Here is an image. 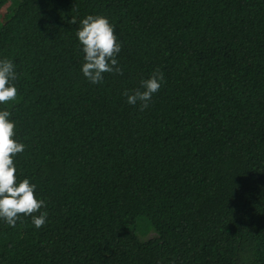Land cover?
<instances>
[{"label":"trees","instance_id":"16d2710c","mask_svg":"<svg viewBox=\"0 0 264 264\" xmlns=\"http://www.w3.org/2000/svg\"><path fill=\"white\" fill-rule=\"evenodd\" d=\"M18 179L46 223L0 222V264H264V0H0ZM109 19L121 74L75 35ZM74 17L76 24L68 21ZM159 69L143 111L121 95ZM33 215H38L34 213ZM150 233V236H147Z\"/></svg>","mask_w":264,"mask_h":264},{"label":"clouds","instance_id":"9594fccd","mask_svg":"<svg viewBox=\"0 0 264 264\" xmlns=\"http://www.w3.org/2000/svg\"><path fill=\"white\" fill-rule=\"evenodd\" d=\"M76 24L74 17L68 21ZM82 53L80 71L91 84L102 83L104 73L121 74L117 55L121 44L109 19L100 14H87L79 21L75 33ZM15 64L0 57V105L17 98ZM164 82L163 73L156 69L139 82V87L129 92L123 90L129 105H139L141 111L149 106L152 97ZM6 107H0V222L15 227L21 216H31L33 227L39 229L46 223L45 201L35 195L36 185L29 178L18 179L14 157L23 152L25 145L15 139V121ZM38 213V215H33Z\"/></svg>","mask_w":264,"mask_h":264},{"label":"rangeland","instance_id":"374dc122","mask_svg":"<svg viewBox=\"0 0 264 264\" xmlns=\"http://www.w3.org/2000/svg\"><path fill=\"white\" fill-rule=\"evenodd\" d=\"M13 2H9L6 5H4L1 10H0V20H4L5 17H7L9 15V13L11 12V10L13 9ZM150 236V233L147 235Z\"/></svg>","mask_w":264,"mask_h":264}]
</instances>
